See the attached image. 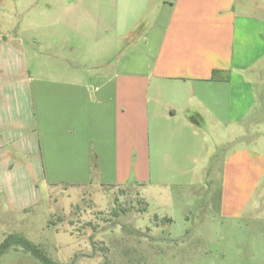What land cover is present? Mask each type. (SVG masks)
Listing matches in <instances>:
<instances>
[{
	"label": "crops",
	"instance_id": "1",
	"mask_svg": "<svg viewBox=\"0 0 264 264\" xmlns=\"http://www.w3.org/2000/svg\"><path fill=\"white\" fill-rule=\"evenodd\" d=\"M49 1L40 13H54L52 32L100 51L99 58L90 69L61 73L54 58L63 46L50 35L55 50L47 57L33 16L15 39L4 33L5 21L0 25L6 224L37 200L40 180L50 190L183 183L196 199L212 160L220 173L219 216L237 218L264 179V153L243 147L226 154L231 140L257 139L262 120L264 93L255 81L264 65V0ZM233 173L247 184L238 186L248 192L244 202Z\"/></svg>",
	"mask_w": 264,
	"mask_h": 264
},
{
	"label": "rangeland",
	"instance_id": "2",
	"mask_svg": "<svg viewBox=\"0 0 264 264\" xmlns=\"http://www.w3.org/2000/svg\"><path fill=\"white\" fill-rule=\"evenodd\" d=\"M50 4L49 0H0V25L5 21L2 27L10 26L4 33L14 38L13 34L21 26L25 30L26 22L33 16L34 24L42 31L36 35L37 41L48 48L43 49L47 51L44 54L48 57L55 50L50 49L52 34L63 46L54 58L63 63L61 73L90 69L100 51L82 47L79 40L57 29L52 32L54 13H40L48 12ZM22 47L26 52L25 44ZM34 62L29 61V68H33ZM261 69L262 75L255 81L259 94L264 93V65ZM260 98L263 111L259 115L262 120L254 129L257 139L231 140L226 143V154L243 147L264 153V95ZM211 148L217 149L213 145ZM217 164V160L210 162V169L201 178L205 186L194 192L196 199L183 183H150L142 188L57 186L50 190L40 180L34 193L37 200L27 210L14 214L15 223L9 225L6 221L10 210L5 204H10V197L6 199L0 194V242L9 233H21L40 245L53 261L65 264H264V179L244 211L237 218L224 219L218 212ZM242 171L243 168L240 176ZM235 174L233 188L244 202L248 192L241 193L239 188L247 184ZM22 257L37 264L19 249L5 253L0 264H10Z\"/></svg>",
	"mask_w": 264,
	"mask_h": 264
},
{
	"label": "trees",
	"instance_id": "3",
	"mask_svg": "<svg viewBox=\"0 0 264 264\" xmlns=\"http://www.w3.org/2000/svg\"><path fill=\"white\" fill-rule=\"evenodd\" d=\"M92 167L94 171L97 169L95 157L92 159ZM163 220L170 221L169 218H163ZM11 249H19L23 254H28L36 260L37 264H65L53 261L40 245L29 241L21 233H9L3 238L0 242V258Z\"/></svg>",
	"mask_w": 264,
	"mask_h": 264
}]
</instances>
